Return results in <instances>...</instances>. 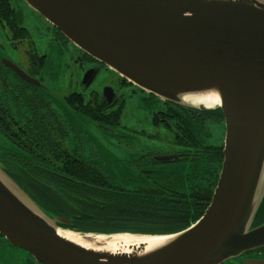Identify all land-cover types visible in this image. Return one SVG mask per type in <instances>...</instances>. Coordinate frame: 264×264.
<instances>
[{
    "label": "water",
    "instance_id": "1",
    "mask_svg": "<svg viewBox=\"0 0 264 264\" xmlns=\"http://www.w3.org/2000/svg\"><path fill=\"white\" fill-rule=\"evenodd\" d=\"M81 51L157 97L220 109L222 171L204 214L169 234L85 232L39 204L0 160V236L39 264H264V0H24ZM22 78L41 83L14 64ZM90 71L84 81L94 79ZM215 93L214 108L185 97ZM167 237L131 253L98 251L59 234ZM246 260V261H245Z\"/></svg>",
    "mask_w": 264,
    "mask_h": 264
},
{
    "label": "flooded vegetation",
    "instance_id": "2",
    "mask_svg": "<svg viewBox=\"0 0 264 264\" xmlns=\"http://www.w3.org/2000/svg\"><path fill=\"white\" fill-rule=\"evenodd\" d=\"M25 7L30 6L24 0H0V28L6 42V45L0 44V49L3 52L7 48L13 49L19 56L15 60L0 53V133L14 147L9 149L0 145V155L11 168L15 181L20 183L22 179L46 208L71 220L75 227H91L86 222L88 214L108 201L107 198L145 195L147 190L174 194L178 189H189L193 184L206 181H214L217 185L224 162L225 138L221 145H213L207 142V137L209 126L225 123L223 113L219 116L216 111L184 109L144 91L120 75L116 87L107 84L101 92L90 91L98 73L108 67L81 51L80 63L82 67L86 66L82 93H70L62 100L77 114L70 124L67 123L43 94L46 89L39 74L46 56L39 55L29 30L19 19V13ZM54 29L67 40L57 28ZM10 64L39 81L41 86L27 82ZM90 71L97 74L85 82ZM130 85L135 92L146 93L149 97L148 104L155 108L151 116L156 129L150 137L166 142V147L127 161L124 173L114 176L110 175L105 162L84 156L92 140L82 131V119L118 136L128 99L122 90ZM159 129L169 135L163 136ZM53 148L57 153L52 152ZM53 155L56 158L52 159ZM53 162L57 168L52 167ZM76 164L87 166V170L83 168L85 172L82 173L66 171V166ZM94 183H103V186ZM216 185H212L213 193ZM263 218L264 210L253 226L261 225L259 220ZM255 253L264 255V250L250 252L247 259Z\"/></svg>",
    "mask_w": 264,
    "mask_h": 264
},
{
    "label": "rangeland",
    "instance_id": "3",
    "mask_svg": "<svg viewBox=\"0 0 264 264\" xmlns=\"http://www.w3.org/2000/svg\"><path fill=\"white\" fill-rule=\"evenodd\" d=\"M19 19L29 30L31 41L39 55L46 56L44 67L39 74V79L42 80L46 89L43 94L48 96L47 99L51 100L53 108L70 124L71 118H75L77 114L62 100L70 93H82V79L86 66L82 67L80 63L81 50L67 38L68 41L57 35L51 23L37 17L30 7L22 9ZM4 38L0 28V44L6 45ZM0 53L15 60L19 59L18 54L10 48L4 52L0 49ZM108 68L102 69L98 73L90 91L101 92V88L107 84L115 87L118 85L119 74ZM122 93L128 99L120 119L121 129L118 130V136H113L101 126L82 119V131L87 133L92 140L90 147L85 149L86 155L84 156L105 162L110 175L114 176L124 173L122 171H124L123 168L127 161L137 158L140 154L161 151L166 147V142L150 137V134L156 131L152 125L151 116L155 108L148 104L147 94L135 92V88L131 85L122 90ZM86 95L89 96V94ZM158 131L163 136L169 135L163 129ZM142 132L146 134H142ZM224 138L225 123L209 126L207 137L209 144L221 145ZM0 145L4 148L14 149L2 133H0ZM259 222L263 224L264 218ZM249 257L264 259L263 254L257 253L251 254ZM250 258H246V260H250ZM0 264L37 263L28 252L11 245L4 237L0 236Z\"/></svg>",
    "mask_w": 264,
    "mask_h": 264
},
{
    "label": "trees",
    "instance_id": "4",
    "mask_svg": "<svg viewBox=\"0 0 264 264\" xmlns=\"http://www.w3.org/2000/svg\"><path fill=\"white\" fill-rule=\"evenodd\" d=\"M182 108L199 111L185 107ZM201 111H216L219 116H222L220 109ZM52 152L57 153L55 148L52 149ZM53 158L56 157L53 155ZM0 160L8 166L1 155ZM52 167L57 168V165L53 162ZM8 168L10 169L9 172L12 177L13 173L11 168L9 166ZM65 168L68 173L85 172L83 168L87 170V166L82 164L68 165ZM17 183L39 204L45 207L39 197L35 196L37 193L29 191L28 184L26 185L22 179H20V183ZM94 184L103 186V183ZM212 185L215 187L216 182L206 181V183L193 184L189 189H178L174 194H164L161 191L157 193V190H147L145 195L125 196L122 194L123 197L107 198L109 202L106 201L96 206L97 209L90 213L91 215L88 214L89 218L86 222L91 227H75L74 225L73 227L85 232L104 233L134 232L140 234H169L179 232L195 223L204 214L212 198ZM262 210H264V205L259 214Z\"/></svg>",
    "mask_w": 264,
    "mask_h": 264
},
{
    "label": "bare ground",
    "instance_id": "5",
    "mask_svg": "<svg viewBox=\"0 0 264 264\" xmlns=\"http://www.w3.org/2000/svg\"><path fill=\"white\" fill-rule=\"evenodd\" d=\"M186 102L193 105H205L214 108L220 104V99L215 93H201L188 95L185 97ZM59 234L78 245L98 251L123 252L131 253L134 250L146 245V250L153 249L163 243L167 237H138L135 235H115L113 237H83L71 231L59 230Z\"/></svg>",
    "mask_w": 264,
    "mask_h": 264
}]
</instances>
